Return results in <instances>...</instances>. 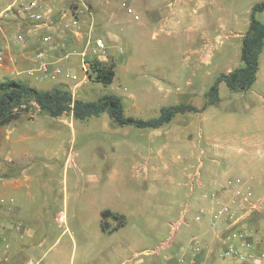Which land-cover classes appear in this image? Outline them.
<instances>
[{"label":"crops","instance_id":"crops-1","mask_svg":"<svg viewBox=\"0 0 264 264\" xmlns=\"http://www.w3.org/2000/svg\"><path fill=\"white\" fill-rule=\"evenodd\" d=\"M0 1L7 3L0 10V50L4 53V61L0 63V81L21 80L40 90L61 88L68 91L73 100L95 101L105 94H114L122 101L124 115L138 120L156 118L161 108L181 104L172 98V90L184 99L196 97V93L190 90L192 79H197L199 84L206 83L213 73L212 68L218 63L223 65V74L241 66L242 39L249 28L254 5L246 6L242 21L236 19L233 28L225 34L222 31L225 25H221L205 8L204 0H42V11L51 23L49 27L37 29L29 27L21 10V0ZM259 2L264 3V0L256 1ZM127 9L132 12L128 13ZM74 18L78 21L77 32L71 26ZM157 33H166L167 36L177 34V44L173 47L177 59L168 62L160 58L154 61L133 58L136 50H142L145 58L150 56L152 49L146 45L145 39L149 35L156 37ZM18 34L24 36V45L16 40ZM44 34L50 35L52 42L58 46L42 43ZM96 39L103 40L106 47L104 53L93 52ZM163 49L166 50L160 46L155 50L162 53ZM84 52L89 64L97 62L111 67L114 76L109 92H101V84L85 76L80 56ZM38 53H42L50 69L58 68L62 73L67 71L79 82L64 74L56 79L48 78L38 68ZM65 53L69 54L67 61L62 59ZM184 54L190 55L191 59L182 58ZM263 65L264 47L258 58L254 83L259 86L264 84L260 79ZM147 69L148 73L145 72ZM75 70H81L82 75L71 74ZM28 71H33V74L29 75ZM211 86L208 82V87L202 90L200 104H186L197 108V113L177 114L169 123L156 129L118 126L106 112L81 121L72 114L50 118L38 113L37 109H31L17 120L1 126L0 264H26L29 261L39 264L45 259L48 260L46 264H64L62 261L73 257L77 242L84 245L82 259L95 257L101 264H158L161 261L176 264L180 259H184L185 264H191L190 248L194 238L202 248L195 264H232V259L223 261L219 258L222 245L219 235L209 226L208 217L205 219L207 230L203 235L188 237L191 230H188L186 222L180 235L177 233L178 225L172 237L167 236L152 248L151 243H146L129 221L141 211L140 207L134 206L133 211L100 207L91 198L87 207L71 206V216L81 221L76 228L78 231L73 232L68 225V205L43 202L46 196L36 179L30 147L35 132L33 126L39 127V131L46 126L48 134L45 141L57 147L48 165L53 167L61 162L63 169L73 164L74 151L64 148V140H56L61 129L68 130L67 141L73 142L77 131L86 132L88 128L96 127L110 133L112 147L118 149L113 152L116 157L113 165L118 166H113V173L106 172V176L116 179L122 173L120 165L129 164L141 180L136 186L142 192H146L148 182L150 194L152 182L158 180V167L162 166L164 172L171 175L177 164L182 162L185 163L179 168L182 193L184 190H188L187 195L195 190L198 192L201 180L208 183L205 172L213 170L216 176L214 184L219 178L223 184L228 178H238L243 181L244 187L262 196L264 90L255 93V100L247 108V123L242 125V132L230 137V141H239L235 148L238 157L227 161L223 171H220L213 160L205 164L199 161L201 125L199 119L194 118L212 107L205 106L204 98ZM46 118L53 123L45 124ZM159 135L161 141L155 143ZM195 154L198 158L196 162ZM169 157L173 164H169ZM197 169L201 170V176L196 173ZM210 176L213 178V175ZM96 179L89 177L90 181ZM221 196L225 200L228 198L225 192H221ZM105 211L111 216L103 220L101 214ZM112 216L118 217L121 224ZM102 223L107 231L101 229ZM172 231L171 228L169 234L172 235ZM245 233L254 243L264 237V209L250 218ZM168 240L169 244L161 247ZM256 248L260 250L258 245Z\"/></svg>","mask_w":264,"mask_h":264},{"label":"rangeland","instance_id":"rangeland-1","mask_svg":"<svg viewBox=\"0 0 264 264\" xmlns=\"http://www.w3.org/2000/svg\"><path fill=\"white\" fill-rule=\"evenodd\" d=\"M256 1L258 0H204L205 8L207 7L214 14L221 25H225V29H222L225 34L229 33V29L233 28L236 19L238 22L242 21L246 6H250L252 3L254 5L258 4ZM6 4L0 1V10ZM128 10L131 9H127V12ZM256 19L264 25V12L259 13ZM176 38V33H173L172 36H167L166 33H157L156 37L152 38L149 35L145 40L146 45L152 49L150 56L145 58L142 50H136L137 52L133 58L140 60L148 59L149 61L160 58L159 60L162 61H174L177 59L175 58V52H173V47L177 44L175 42ZM160 46L166 49H163L164 52L162 53L155 50ZM182 58L191 59V56L184 54ZM224 71L223 65L218 63L215 68H212L213 73L206 83L199 84L196 81L197 79H192L193 82L190 84V90L192 89L196 93V97L184 99L172 90V98L177 99L178 102L185 105L200 104L202 90L208 87V82L213 85ZM145 72L148 73V69ZM71 74L80 77L82 72L81 70H75L71 71ZM261 78L264 81V72L260 74ZM99 87L101 92L107 93L109 92L108 90H111L112 85L104 86L101 84ZM218 87V103L212 105L204 114L194 116V118H198V122L201 125L198 146L200 148L199 161L205 164L213 160L216 166L220 168V171H223L227 161H232L238 157L235 148L239 141H230V137L242 132V125H246L247 123V108L255 100V93L264 90V84L260 86L253 84L251 89L245 94L231 92L224 83H220ZM199 93L200 96L197 97ZM33 109H36L35 106H33ZM44 121L45 124L53 123L48 118ZM39 122L43 123L41 121ZM33 128L35 132L32 134L33 141L32 144L30 142V147L33 152L32 158L36 167L34 171L37 172L36 179L39 180L37 181L38 184L42 185L40 189L46 196L43 202L56 206L67 204L69 208L68 225L73 232L78 231L76 228L79 227L78 225L81 222L71 216L70 208L73 205L87 207L90 204V199L94 198L95 203L100 207L120 210L125 208L133 211L134 206H136L140 207L141 211L130 218V224L133 225L136 232L139 233V236L144 238L146 243H151V247L154 248V246L167 236L172 237L178 225L180 226L177 233L180 235L185 228L184 224L186 222L188 230H191L188 233V237L203 235L207 230L205 219L208 217L209 211L215 206V203L211 201L212 196L215 195L220 200H223L221 192L224 184L220 178L214 184L216 176L213 170L205 172L208 183H202L201 180V187L198 192L195 190L194 192H190V195H187L189 193L188 190H184L182 193L179 185L182 183L179 168H182V165L185 164L182 162L177 164L176 169L171 175H167L162 166L158 167L159 169L156 172L158 180L152 182L150 194H148V182L146 183L148 186L146 187V192H142L137 188L136 185L141 183V180L139 181L136 175L137 173L129 164L120 165L122 173L116 179H114L113 174V177L106 176V172L113 173V166H118L113 165V162L116 160L113 152H116L118 149H113L110 133L101 131V129L99 130L96 127H90L86 132L77 131L73 142L67 141L68 130L62 128L60 137L59 139L57 137L56 140H64V148L67 151L68 149L74 151L73 164L62 169L61 162H59L51 167V165H48V160L55 154V150H57L56 144L45 141L48 134L47 129H45L46 126L44 130L41 129L42 132L35 125ZM156 140L157 142L155 141V143L161 141L160 135ZM57 155L60 156V152H57ZM196 156L195 154L194 162L198 160ZM168 161L171 164L173 160L169 157ZM196 173L199 176L202 175L200 169H197ZM210 175H213V178H210ZM89 177L98 179L90 181ZM252 195L255 198L260 197V194L252 193ZM199 215H202V217L197 221L196 217ZM119 221L121 224L120 219ZM171 228L173 230L172 235L169 234ZM166 244H169V240L161 244V247ZM83 248L84 245L77 242L74 247L73 257L67 258V260L62 262L64 264H101V261H98L95 257L82 259ZM47 262L48 260L45 259L39 262V264H46ZM158 264L166 263L161 261Z\"/></svg>","mask_w":264,"mask_h":264},{"label":"trees","instance_id":"trees-1","mask_svg":"<svg viewBox=\"0 0 264 264\" xmlns=\"http://www.w3.org/2000/svg\"><path fill=\"white\" fill-rule=\"evenodd\" d=\"M264 11V3L255 4L251 9L249 28L242 39L241 66L221 74L206 92L205 106L216 105L219 101L218 86L223 82L234 93H245L256 81L258 58L264 46V25L256 19V14ZM110 66H102L97 62L89 64V79L104 86L113 81ZM35 106L38 113L50 118L72 114L77 120L97 117L106 112L113 123L118 126H134L136 128L156 129L169 123L177 114L185 112L197 113L194 106L178 104L160 109L156 118L138 120L126 117L123 113L121 99L114 94H105L95 101L73 100L70 93L61 88L40 90L21 80L0 81V127L7 125ZM111 216L106 211L101 214L103 220ZM115 220L118 217L112 216ZM103 231H107L104 223Z\"/></svg>","mask_w":264,"mask_h":264},{"label":"built area","instance_id":"built-area-1","mask_svg":"<svg viewBox=\"0 0 264 264\" xmlns=\"http://www.w3.org/2000/svg\"><path fill=\"white\" fill-rule=\"evenodd\" d=\"M21 10L24 12L29 27L43 28L49 27L50 21L42 11V0H21ZM131 12V10H128ZM73 31H78V21L74 18L71 22ZM16 40L25 44V38L22 34L16 36ZM41 42L51 47H57V43L52 42V37L48 34H44L41 37ZM95 53H104L105 44L101 39L95 40ZM82 70L85 76L89 73V62L86 60L85 52L81 55ZM39 60V70L50 79H56L62 74L70 78L73 81L79 82V79L70 75L69 72H61L60 69H50V64L43 59L42 53L37 54ZM62 59L67 61L69 54L65 53ZM4 61V53L0 50V63ZM29 75L33 74V71H28ZM222 192L228 194V198L220 200L215 195L212 196V202L215 206L209 211V226L219 235V241L222 245V250L219 254L221 260L232 259V264H264L262 259L264 258V237L257 243L249 240L245 228L248 226L250 218L261 212L263 208L264 195L255 198L252 195L251 190L244 187V183L241 179H228L222 186ZM202 215L196 217V220H200ZM260 247L257 250L256 246ZM202 248L200 243L194 238L190 253L191 264H195L196 256L201 252ZM26 264H35L33 261H29ZM176 264H185L184 259H180Z\"/></svg>","mask_w":264,"mask_h":264}]
</instances>
